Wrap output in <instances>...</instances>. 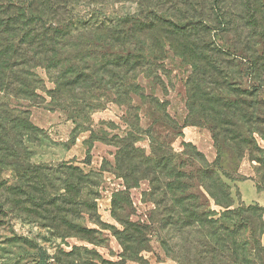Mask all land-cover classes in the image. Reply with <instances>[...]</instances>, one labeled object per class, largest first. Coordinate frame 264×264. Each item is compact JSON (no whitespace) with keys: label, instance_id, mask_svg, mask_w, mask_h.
Here are the masks:
<instances>
[{"label":"rangeland","instance_id":"1","mask_svg":"<svg viewBox=\"0 0 264 264\" xmlns=\"http://www.w3.org/2000/svg\"><path fill=\"white\" fill-rule=\"evenodd\" d=\"M72 7L75 14L94 15L92 24L110 21L124 32L127 48L145 51L134 72L142 89L119 97L102 90L98 106L77 111L53 99L55 84L37 67L42 85L36 95L0 92V103L28 112L23 145L29 163L41 168L24 175L29 185L23 187L18 182L24 179L0 160V264H183L176 260L173 232L159 230L152 189L158 182H151L158 174L147 171L155 143L164 163L192 176L188 192L194 204L212 211V219L229 231L236 245L223 255L228 264H264V206L245 204L237 188L240 179L252 177L264 191V0H104ZM79 34L85 43L101 31L84 26ZM214 98L243 102L258 121L252 138L246 137L251 150L241 148L240 157L231 147L237 138L227 140L234 134L223 131L217 140L221 161L215 166L227 173L223 179L231 191L227 208L206 197L193 179L203 157L216 162L211 122L201 113L220 107ZM239 129L247 135V127ZM125 138L135 148L133 156L124 155ZM63 164L81 172L59 168ZM58 206L68 212H56ZM64 221L82 230H70ZM189 251L187 262L202 264L198 250ZM213 261L223 264L218 255Z\"/></svg>","mask_w":264,"mask_h":264},{"label":"trees","instance_id":"2","mask_svg":"<svg viewBox=\"0 0 264 264\" xmlns=\"http://www.w3.org/2000/svg\"><path fill=\"white\" fill-rule=\"evenodd\" d=\"M77 1L96 4L104 0H0V92H6L12 97L26 98L36 95V91L41 89L42 80L35 69L42 67L55 84L51 92L53 99L59 102L68 101L77 111L85 112L95 108L97 105L95 102L98 96H101L102 90L107 93L115 90L118 97L124 94L138 95L137 91L142 89V86L136 81L137 73L134 72H139L140 65L145 59V51L127 48L121 41L124 32L114 30L110 21H102L103 23L99 22L102 25H95L92 24L95 16L91 13L89 16L75 14L72 4ZM123 24L124 22L120 23L122 26ZM84 26L88 30L98 29L101 36L92 39L86 37L83 43L79 33L80 28ZM180 27H185V24H181ZM96 42H99L101 47H97ZM215 50L224 52L222 49ZM131 74L133 77H129ZM74 87L80 89L82 93H76ZM129 96L127 99H130ZM213 100L217 101L220 107L210 110V113L202 109L201 113L206 121L211 122L210 130L217 149L216 162L209 163L203 157L193 179H196L206 197L227 208L231 191L223 179V176L228 177L227 173H219L216 169L221 161L217 140L223 131L234 134L230 138L227 137V140L237 138L231 147L240 157L243 155L241 148L251 150L246 137L252 138L251 126L258 121L254 115L250 117V109L243 102L223 98ZM27 114L0 103L1 164L11 166L23 179L25 174L41 169L33 167L26 157L28 152L23 145L22 136L28 134L25 132L27 124L30 123ZM217 123L226 125L227 128L223 129ZM241 127H247L245 129L247 135H241L242 131L239 129ZM129 140L125 138L122 141L126 157L133 156L132 151L135 150ZM151 154L154 162L152 168L147 167V171L158 174L150 180L158 182L157 187L152 189L154 195L158 196L154 202L159 230L168 229L173 232L178 247L176 260L189 264L187 262L189 247H195L202 264H217L213 261L216 255L222 259L223 264H228L223 255L229 253L232 248L235 250L236 244L234 245L229 231L218 225L217 219H212L214 214L212 211L207 208L200 209L194 204L196 197L188 192L192 176L178 172L176 166H172L170 162L164 163L160 145L157 143L151 146ZM59 168L81 172L79 168L68 164L60 165ZM18 183L23 187L29 185L26 179L24 183ZM41 186L40 181L39 188ZM23 187H20L21 190ZM10 189L9 185L6 191ZM20 192L25 194L23 191ZM27 195L30 196L31 193L28 192ZM37 198L40 202L49 201L47 204L54 202L45 197ZM167 198H171L172 206L167 203ZM224 198L227 202H223ZM6 202L9 203V200ZM9 204L13 206V200ZM59 211L67 213L68 209L66 211L65 206H58L56 212ZM64 222L70 230H82L77 224ZM161 242L167 249L166 238H162ZM211 242L214 247L211 246ZM251 248L257 251L258 245L254 244Z\"/></svg>","mask_w":264,"mask_h":264},{"label":"crops","instance_id":"3","mask_svg":"<svg viewBox=\"0 0 264 264\" xmlns=\"http://www.w3.org/2000/svg\"><path fill=\"white\" fill-rule=\"evenodd\" d=\"M247 185V189L250 190L251 196L246 198V193L243 186ZM237 188L240 192L241 200L245 204L259 203L264 206V191H259L255 180L252 177L240 179L237 182Z\"/></svg>","mask_w":264,"mask_h":264}]
</instances>
